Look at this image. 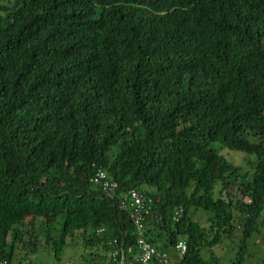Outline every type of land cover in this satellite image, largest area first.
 Segmentation results:
<instances>
[{"label":"trees","instance_id":"trees-1","mask_svg":"<svg viewBox=\"0 0 264 264\" xmlns=\"http://www.w3.org/2000/svg\"><path fill=\"white\" fill-rule=\"evenodd\" d=\"M222 150L252 156L247 178ZM97 170L113 194L89 182ZM129 189L152 201L151 244L185 242L176 264H224L202 252L234 222L228 261L251 258L264 231V0H0V262L41 245L59 264L76 238L104 248L95 264L112 239L133 249L118 206Z\"/></svg>","mask_w":264,"mask_h":264},{"label":"rangeland","instance_id":"rangeland-1","mask_svg":"<svg viewBox=\"0 0 264 264\" xmlns=\"http://www.w3.org/2000/svg\"><path fill=\"white\" fill-rule=\"evenodd\" d=\"M220 155L225 161L229 162V165L232 168L236 169L235 172L237 174V182L240 181L242 176H246L247 178V176L250 174L252 156H247L238 152L227 150L220 151ZM216 174L217 173L215 171L214 176H216ZM235 185H237V183H235ZM233 186L229 187L226 191H223L221 195H224L226 192L231 196L234 195L235 187ZM219 188L220 186L218 184H216L213 188L215 197L216 195H218V192L220 190ZM141 189L149 190V188L146 187H142ZM189 215L191 216L192 221L196 222L201 228L206 230L207 234L209 235V232L207 231L209 224L207 222L206 215L200 210L190 211ZM236 224L237 222H234L236 229L228 237H222L217 245H215L210 251L204 249V251L202 252V256L205 259H207L209 255L212 254L213 256L218 258L219 262L230 264V261L228 260L233 257L242 233V226H237ZM77 237H79V235H77ZM251 241L252 245H250L249 248L252 256L245 262V264H259V259L264 253V231L261 230L256 233L252 237ZM38 247L39 248L34 254L26 256L23 262L24 264H56L46 247H42L41 245ZM102 249L104 248L100 246L83 244L81 239H73L71 243L67 244L64 247L59 264H95L97 260L99 262L103 260V254H105L106 251ZM93 254L97 255L98 257H93L94 261H91L90 259ZM22 259L23 254L18 250L15 251L13 263L21 264Z\"/></svg>","mask_w":264,"mask_h":264},{"label":"built area","instance_id":"built-area-1","mask_svg":"<svg viewBox=\"0 0 264 264\" xmlns=\"http://www.w3.org/2000/svg\"><path fill=\"white\" fill-rule=\"evenodd\" d=\"M89 182L109 194H113L116 188L101 170L95 171ZM120 197L118 206L120 209L128 210L135 229L134 248L125 251L123 245L112 239L106 260L102 264H176L185 253L186 245L183 240H177L168 250H162L151 244L145 236L147 228L144 225L145 219L151 216L153 208L151 199L133 189L127 190ZM180 212V208L174 209L171 216L173 222L177 221ZM125 254H130V259L127 260ZM0 264L6 263L2 261Z\"/></svg>","mask_w":264,"mask_h":264}]
</instances>
